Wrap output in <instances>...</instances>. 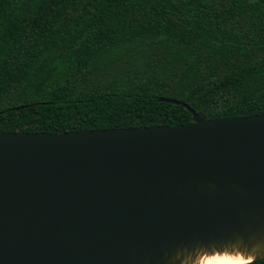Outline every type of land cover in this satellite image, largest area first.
<instances>
[{"label": "water", "instance_id": "95a60500", "mask_svg": "<svg viewBox=\"0 0 264 264\" xmlns=\"http://www.w3.org/2000/svg\"><path fill=\"white\" fill-rule=\"evenodd\" d=\"M0 132V264H180L264 250V113ZM264 255L257 258H263Z\"/></svg>", "mask_w": 264, "mask_h": 264}, {"label": "trees", "instance_id": "16d2710c", "mask_svg": "<svg viewBox=\"0 0 264 264\" xmlns=\"http://www.w3.org/2000/svg\"><path fill=\"white\" fill-rule=\"evenodd\" d=\"M166 99L264 113V0H0V132L192 120Z\"/></svg>", "mask_w": 264, "mask_h": 264}, {"label": "bare ground", "instance_id": "6f19581e", "mask_svg": "<svg viewBox=\"0 0 264 264\" xmlns=\"http://www.w3.org/2000/svg\"><path fill=\"white\" fill-rule=\"evenodd\" d=\"M247 249L249 248L241 246L240 243L200 248L184 253L180 257V264H242L248 261L246 259L242 261L237 252H244ZM261 255H264V250L260 248L255 258Z\"/></svg>", "mask_w": 264, "mask_h": 264}, {"label": "clouds", "instance_id": "9594fccd", "mask_svg": "<svg viewBox=\"0 0 264 264\" xmlns=\"http://www.w3.org/2000/svg\"><path fill=\"white\" fill-rule=\"evenodd\" d=\"M259 251H260V245H256L252 248L245 250L244 252H237V256H239L242 261L245 259L247 261L250 260V264H252V261H254V258Z\"/></svg>", "mask_w": 264, "mask_h": 264}]
</instances>
